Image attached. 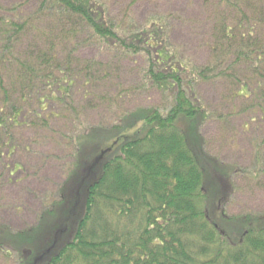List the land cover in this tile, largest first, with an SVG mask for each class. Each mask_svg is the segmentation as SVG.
Here are the masks:
<instances>
[{
	"label": "trees",
	"instance_id": "16d2710c",
	"mask_svg": "<svg viewBox=\"0 0 264 264\" xmlns=\"http://www.w3.org/2000/svg\"><path fill=\"white\" fill-rule=\"evenodd\" d=\"M220 1L240 13L238 0ZM98 5L104 4L98 0H41L25 19L0 16L3 143L10 147L8 130L24 125L20 119L27 102L33 100L30 95H35L37 111L58 97L56 91L50 94L54 88L64 101L78 74L91 86L97 83L91 81L93 76L90 79L93 62L76 66L77 74L72 76L70 62L60 55L56 44L64 29L74 34L83 27L98 40L115 45L120 55H144V82L167 96L171 105L166 110L139 108L109 128L87 129L73 138L75 156L80 159L89 155L94 140L101 143L91 152L92 160L82 177L71 170L61 186L59 197L65 205L67 199L66 207L51 204L39 216L41 225L49 222L56 240L35 244L30 229L12 233L0 227V252L17 254L20 264H264V213L227 216L224 205L235 192L231 176L236 171L214 164L202 150L205 140L201 135L189 141L183 126L179 127L180 121L190 122L198 131L212 117L194 100V85L214 80L224 58L233 56L235 60L226 72H219L221 76L231 72L236 63L245 62L264 82V43L254 40L256 33L264 32V10H257L260 7L252 3L247 8L249 17L237 14L229 22L220 20L213 38L214 65L189 68L169 49L168 25L125 28L105 11L97 12ZM254 13L257 17L250 19ZM50 17L52 24L45 28ZM31 31L41 42L31 44L32 38L28 39L24 51H17ZM60 45H65L63 38ZM43 89L50 90L47 100L39 94ZM238 89L241 94L237 97H245L242 90L249 92L246 83ZM14 152L15 147L11 154ZM200 162L212 165L218 177L228 178L229 195L217 199L216 218ZM70 178L83 179L76 187Z\"/></svg>",
	"mask_w": 264,
	"mask_h": 264
},
{
	"label": "rangeland",
	"instance_id": "374dc122",
	"mask_svg": "<svg viewBox=\"0 0 264 264\" xmlns=\"http://www.w3.org/2000/svg\"><path fill=\"white\" fill-rule=\"evenodd\" d=\"M40 3L41 0H0V16L25 19ZM98 3L104 5H98L97 12L105 11L108 18L123 23L125 28H144L153 23L161 28L168 25L169 49L177 53L182 65L189 68L214 65L213 38L220 20L229 22L237 14L249 17L247 8L252 3L260 7L257 10H264V0H238L240 13L220 0H98ZM255 17L256 13L250 19ZM51 19H45V28L50 27ZM41 25L39 23V27ZM61 33L62 37L56 42L58 52L68 58L72 76L77 74L76 66L78 69L83 62H93L96 70L93 69L90 79L93 76L91 81L97 80L96 87L87 84L88 81L85 83V77L78 74L64 101L58 95L59 89L54 88L50 94L56 91L54 96L58 97L49 99L44 109L37 111L35 95H30L34 101L29 100L23 110L20 120L24 125L8 130L12 141L10 147L3 143L5 137L0 132V227L12 233L30 229L36 237L34 243L44 245L56 240V236L50 232L49 222L41 225L39 216L51 204L57 207L61 203V207H66L67 199L65 205V200L59 197L61 186L71 170L75 176L83 175L92 160L91 152L101 143L94 140L96 147L90 146L89 155L80 159L79 155L75 156L71 140L87 129L109 128L124 114L139 108L166 110L171 105L167 96L144 82V55H120L115 45L98 40L83 27L74 34L68 29ZM31 38V44L41 42L31 31L17 51H24ZM61 38L65 45H60ZM254 40L264 43V32L256 33ZM224 60L217 66L214 80L194 85V100L212 117L198 131L190 122L180 121L179 127L182 129L183 126L189 141L193 142L198 134L201 135L205 140L202 150L214 164L219 162L236 171L231 176L235 192L224 205L227 216H257L264 213V82L245 62L236 63L231 72L221 76L219 72H226L235 59L230 56ZM244 83L248 84L249 92L242 90L245 97H237L241 94L238 87ZM61 89H64L62 85ZM49 91L43 89L39 94L45 95L47 100ZM13 147L15 152L11 154ZM200 163L206 172V195L216 218L217 199L229 195L228 178H219L212 165ZM79 179L83 178H70V181L77 187ZM0 264L20 263L17 254L3 251L0 252Z\"/></svg>",
	"mask_w": 264,
	"mask_h": 264
}]
</instances>
